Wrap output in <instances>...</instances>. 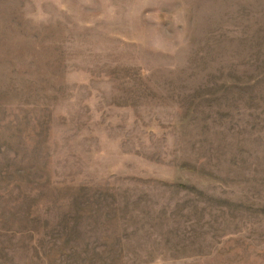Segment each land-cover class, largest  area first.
<instances>
[{
	"label": "rangeland",
	"instance_id": "obj_1",
	"mask_svg": "<svg viewBox=\"0 0 264 264\" xmlns=\"http://www.w3.org/2000/svg\"><path fill=\"white\" fill-rule=\"evenodd\" d=\"M0 264H264V0H0Z\"/></svg>",
	"mask_w": 264,
	"mask_h": 264
}]
</instances>
